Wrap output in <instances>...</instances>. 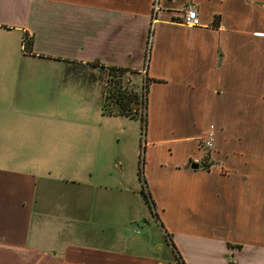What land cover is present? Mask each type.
<instances>
[{
    "label": "crops",
    "instance_id": "1",
    "mask_svg": "<svg viewBox=\"0 0 264 264\" xmlns=\"http://www.w3.org/2000/svg\"><path fill=\"white\" fill-rule=\"evenodd\" d=\"M158 1L0 0V264H264V0ZM115 67L144 85L142 171Z\"/></svg>",
    "mask_w": 264,
    "mask_h": 264
},
{
    "label": "rangeland",
    "instance_id": "2",
    "mask_svg": "<svg viewBox=\"0 0 264 264\" xmlns=\"http://www.w3.org/2000/svg\"><path fill=\"white\" fill-rule=\"evenodd\" d=\"M151 32V31H150ZM151 34V33H150ZM152 41V35H150V43ZM127 76H130L131 79H129V81L125 80L127 78ZM125 75L123 77H121L119 79L118 82V86L121 90H127L128 92L131 91L133 93L136 94V97L138 99V105L137 107H134L138 109H140V112L143 114V109L142 107L144 106V100H145V95H144V85L142 84V81L140 80L139 76L135 75V74H131L129 73L128 75ZM5 89H9L8 86H5ZM112 89V87H111ZM112 91V90H111ZM110 91V92H111ZM111 94V93H110ZM144 114L143 117L140 115H137V117L132 118L133 121L130 120H123L121 118H118L115 123L111 124L110 126L112 128H114L116 126V128H118L120 131H124L123 135L120 136V141L124 146V154L127 155L128 157V161H129V155L133 156V159L136 157V153L138 152L140 154V170L142 171V163H143V130H144ZM122 120L123 122H125L126 126L125 129L122 128ZM124 126V125H123ZM125 141V142H124ZM198 163H200V165L202 166L205 161L201 160L198 161ZM141 175V173H140ZM125 183L127 185H131V183L133 185H135L137 187V191L143 190L144 192H146V188L144 185V182L142 180H144L143 175H141V183L138 181L137 179V175L136 173L134 174L133 172L128 173L125 175ZM107 180V178H105ZM109 180V179H108ZM102 200H108L113 198L114 195H116V198H119V194L115 193L114 190H111L110 188H108L106 191L103 189L102 190ZM139 196L141 197H137L140 200V204L141 207L144 211V217L146 218V220L150 223L149 227H147L144 222L142 223V227L145 229V231L148 233L149 237H151L152 239H156L157 240V245L155 246L156 248L159 246L163 252L166 253H172V246H171V241L169 240L168 237H166L165 235H162V232L159 231V225L158 223H156V220L154 218V214L152 213V209L148 208V206H146V202L144 200V197L142 194H140L139 192ZM120 200V199H118ZM103 228V227H102ZM146 228H151V229H146ZM142 230V229H141ZM150 230V231H149ZM153 231V234H151V232ZM145 233L141 234V236H144Z\"/></svg>",
    "mask_w": 264,
    "mask_h": 264
},
{
    "label": "trees",
    "instance_id": "3",
    "mask_svg": "<svg viewBox=\"0 0 264 264\" xmlns=\"http://www.w3.org/2000/svg\"><path fill=\"white\" fill-rule=\"evenodd\" d=\"M22 41L23 50L25 52H29L31 50L32 45L31 39H28L27 36H24ZM108 72L109 75L106 84V100L103 105V113H116L131 118L137 117V115L143 117V114L140 112V109L137 110V108L134 107V105L138 103L136 94L131 91L128 92L127 90H121L119 88L120 85L118 86L119 79L125 74L124 69L115 67L110 68ZM140 193L143 195L147 205H150L151 200L149 199L148 193L144 192L143 190H141ZM179 261L181 264H184L181 260Z\"/></svg>",
    "mask_w": 264,
    "mask_h": 264
},
{
    "label": "built area",
    "instance_id": "4",
    "mask_svg": "<svg viewBox=\"0 0 264 264\" xmlns=\"http://www.w3.org/2000/svg\"><path fill=\"white\" fill-rule=\"evenodd\" d=\"M161 9L158 0H154L153 9H152V21L155 19V14L157 11ZM182 13L181 19L179 20L182 24L187 26H196L199 24L198 16H197V8L194 3H187L184 7L180 10ZM214 133L209 131L204 133L201 138L200 142L204 150H210L213 148L214 145Z\"/></svg>",
    "mask_w": 264,
    "mask_h": 264
},
{
    "label": "water",
    "instance_id": "5",
    "mask_svg": "<svg viewBox=\"0 0 264 264\" xmlns=\"http://www.w3.org/2000/svg\"><path fill=\"white\" fill-rule=\"evenodd\" d=\"M137 105H138V104H136L135 107H137ZM190 167H191L192 169H197V168H199V164L196 163V162H193V163L190 164Z\"/></svg>",
    "mask_w": 264,
    "mask_h": 264
}]
</instances>
